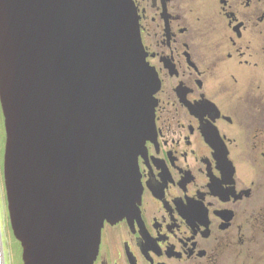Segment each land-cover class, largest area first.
Segmentation results:
<instances>
[{
	"label": "water",
	"instance_id": "95a60500",
	"mask_svg": "<svg viewBox=\"0 0 264 264\" xmlns=\"http://www.w3.org/2000/svg\"><path fill=\"white\" fill-rule=\"evenodd\" d=\"M158 88L131 0H0L4 179L24 264H93L104 223L137 209Z\"/></svg>",
	"mask_w": 264,
	"mask_h": 264
},
{
	"label": "flooded vegetation",
	"instance_id": "af4514ba",
	"mask_svg": "<svg viewBox=\"0 0 264 264\" xmlns=\"http://www.w3.org/2000/svg\"><path fill=\"white\" fill-rule=\"evenodd\" d=\"M132 1L155 135L94 264H264V0Z\"/></svg>",
	"mask_w": 264,
	"mask_h": 264
},
{
	"label": "rangeland",
	"instance_id": "374dc122",
	"mask_svg": "<svg viewBox=\"0 0 264 264\" xmlns=\"http://www.w3.org/2000/svg\"><path fill=\"white\" fill-rule=\"evenodd\" d=\"M5 147V127L4 117L0 105V224L4 245V258L6 264H18L20 261V249L18 242L13 236L8 213V204L6 200V192L3 176Z\"/></svg>",
	"mask_w": 264,
	"mask_h": 264
}]
</instances>
